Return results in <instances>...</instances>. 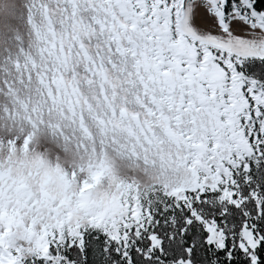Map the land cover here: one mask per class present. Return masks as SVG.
I'll list each match as a JSON object with an SVG mask.
<instances>
[{"label":"snow or ice","instance_id":"6c2138e0","mask_svg":"<svg viewBox=\"0 0 264 264\" xmlns=\"http://www.w3.org/2000/svg\"><path fill=\"white\" fill-rule=\"evenodd\" d=\"M0 264H264V0H0Z\"/></svg>","mask_w":264,"mask_h":264}]
</instances>
